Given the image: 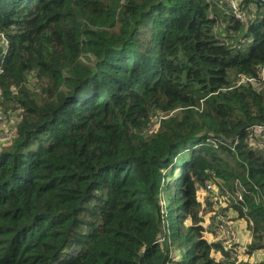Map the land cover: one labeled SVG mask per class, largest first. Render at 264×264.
Here are the masks:
<instances>
[{
	"label": "trees",
	"instance_id": "16d2710c",
	"mask_svg": "<svg viewBox=\"0 0 264 264\" xmlns=\"http://www.w3.org/2000/svg\"><path fill=\"white\" fill-rule=\"evenodd\" d=\"M240 7L0 0V92L21 109L0 264H236L205 237L207 181L264 250V4Z\"/></svg>",
	"mask_w": 264,
	"mask_h": 264
},
{
	"label": "rangeland",
	"instance_id": "374dc122",
	"mask_svg": "<svg viewBox=\"0 0 264 264\" xmlns=\"http://www.w3.org/2000/svg\"><path fill=\"white\" fill-rule=\"evenodd\" d=\"M29 89L33 92L38 93L40 88L37 81L33 78L29 83ZM21 109L18 103L13 100L4 98L2 99L0 92V151L7 147L15 136V129L18 121L20 120ZM255 135L260 137L261 133L254 131ZM178 172L176 173V175ZM199 200L205 205L207 199V193L204 187H200L198 190ZM166 205V201L162 200V205ZM213 208L210 209L204 216L202 225L205 227V237L210 241H223L216 231L213 229ZM234 229L238 234V239L235 243H238L236 251L232 254V259L236 260V264H256L257 262L263 260L264 250L259 252H254L252 254L246 253V247L251 242L252 236L250 232H247L246 224L244 220L234 217ZM237 226L240 232L237 230ZM214 256L219 258L222 254L221 252H213Z\"/></svg>",
	"mask_w": 264,
	"mask_h": 264
},
{
	"label": "built area",
	"instance_id": "2783aa9c",
	"mask_svg": "<svg viewBox=\"0 0 264 264\" xmlns=\"http://www.w3.org/2000/svg\"><path fill=\"white\" fill-rule=\"evenodd\" d=\"M242 0H223L228 11L232 12L237 18L242 19L240 3ZM253 130L264 134V125L254 126ZM207 197L212 203L214 210L213 225L214 230L223 240L224 245H232L238 239V234L234 229L233 212L228 209L227 194H222L212 181H207L205 186ZM238 198L242 199V195L238 194Z\"/></svg>",
	"mask_w": 264,
	"mask_h": 264
},
{
	"label": "water",
	"instance_id": "95a60500",
	"mask_svg": "<svg viewBox=\"0 0 264 264\" xmlns=\"http://www.w3.org/2000/svg\"><path fill=\"white\" fill-rule=\"evenodd\" d=\"M254 1L264 4V0H254Z\"/></svg>",
	"mask_w": 264,
	"mask_h": 264
},
{
	"label": "crops",
	"instance_id": "0c3cea01",
	"mask_svg": "<svg viewBox=\"0 0 264 264\" xmlns=\"http://www.w3.org/2000/svg\"><path fill=\"white\" fill-rule=\"evenodd\" d=\"M245 222V221H244ZM245 224H246V222H245ZM237 230L240 232V229L238 228V226H237ZM247 232H249V231H247ZM240 234H241V232H240Z\"/></svg>",
	"mask_w": 264,
	"mask_h": 264
}]
</instances>
